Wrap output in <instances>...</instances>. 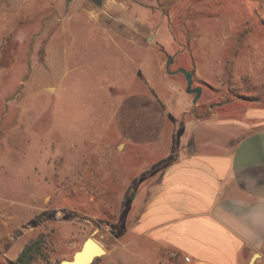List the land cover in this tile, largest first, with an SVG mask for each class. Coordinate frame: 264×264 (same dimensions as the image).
<instances>
[{"label":"rangeland","instance_id":"1","mask_svg":"<svg viewBox=\"0 0 264 264\" xmlns=\"http://www.w3.org/2000/svg\"><path fill=\"white\" fill-rule=\"evenodd\" d=\"M22 1L18 36L28 39H3L0 59V220L26 244L41 240L32 264H60L88 237L112 247L133 194L118 197L169 145L152 125L143 142L116 152L117 101L140 89L129 82L143 64L164 77L177 150L234 143L220 123L264 107V0ZM53 22L55 31L67 24L64 34L36 38ZM179 68L203 88L196 103ZM105 253L90 264H105ZM16 254H1L0 264H17Z\"/></svg>","mask_w":264,"mask_h":264},{"label":"crops","instance_id":"2","mask_svg":"<svg viewBox=\"0 0 264 264\" xmlns=\"http://www.w3.org/2000/svg\"><path fill=\"white\" fill-rule=\"evenodd\" d=\"M24 4L0 1V59L3 39L12 37L18 43L28 39L18 36ZM53 26L54 22L43 34L36 32V38L64 34L67 24L58 31ZM136 72L129 87L137 84L140 89L120 97L114 112L123 128L116 152L143 142L140 137L147 136L146 127L152 125L159 141L168 137L169 145L161 157L151 156L144 172L134 173L118 197L130 199L133 194L125 226L105 251V264H264V107H247L242 121L220 123L229 126L234 143L221 145L207 139L196 150L183 146L177 150L178 117L163 93L164 77L155 75L146 63ZM6 206L0 204V216ZM0 221V256L15 251L19 256L26 245L21 239L24 233L16 238L7 231L5 220ZM118 251L123 253L115 256Z\"/></svg>","mask_w":264,"mask_h":264},{"label":"water","instance_id":"3","mask_svg":"<svg viewBox=\"0 0 264 264\" xmlns=\"http://www.w3.org/2000/svg\"><path fill=\"white\" fill-rule=\"evenodd\" d=\"M67 4L70 0H66ZM103 0H98L101 2ZM174 56H168L167 61V70L170 65L173 63ZM169 72V70H168ZM182 72L187 80V92L190 94H195V98L193 102L196 103L197 100L202 95V86L193 87L194 84V72L192 70H186L184 68H179L174 73ZM104 251V252H103ZM103 252V253H102ZM105 253V249L103 246L94 238L88 237L82 244L81 248L76 251L73 255L72 260H63L60 264H90L94 261V259ZM256 254L255 256H257Z\"/></svg>","mask_w":264,"mask_h":264},{"label":"trees","instance_id":"4","mask_svg":"<svg viewBox=\"0 0 264 264\" xmlns=\"http://www.w3.org/2000/svg\"><path fill=\"white\" fill-rule=\"evenodd\" d=\"M43 244L40 239L32 240L26 244L17 258V264H32L41 254Z\"/></svg>","mask_w":264,"mask_h":264},{"label":"built area","instance_id":"5","mask_svg":"<svg viewBox=\"0 0 264 264\" xmlns=\"http://www.w3.org/2000/svg\"><path fill=\"white\" fill-rule=\"evenodd\" d=\"M189 259H190L189 257H185V260H186V261H189Z\"/></svg>","mask_w":264,"mask_h":264},{"label":"bare ground","instance_id":"6","mask_svg":"<svg viewBox=\"0 0 264 264\" xmlns=\"http://www.w3.org/2000/svg\"><path fill=\"white\" fill-rule=\"evenodd\" d=\"M103 252H104V251H103ZM103 252H102V253H103Z\"/></svg>","mask_w":264,"mask_h":264}]
</instances>
